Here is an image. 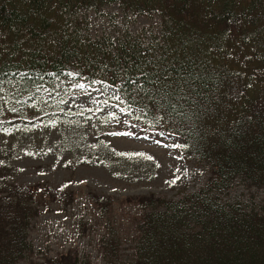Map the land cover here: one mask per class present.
Listing matches in <instances>:
<instances>
[{"label": "trees", "instance_id": "trees-1", "mask_svg": "<svg viewBox=\"0 0 264 264\" xmlns=\"http://www.w3.org/2000/svg\"><path fill=\"white\" fill-rule=\"evenodd\" d=\"M111 3L135 18L158 16L161 37L150 46L80 35L78 11ZM69 71L76 82L112 85L146 125L179 134L182 151L211 166L205 186L176 200L122 199L139 207L135 255L119 259L108 224L98 241L105 264H264V215L210 193L235 177L264 188V0H0V81L25 95ZM36 105L30 100L27 112L44 114ZM73 198L46 182L2 185L0 264H18L29 250L27 231L41 210ZM77 258L65 251L29 264H92Z\"/></svg>", "mask_w": 264, "mask_h": 264}, {"label": "rangeland", "instance_id": "rangeland-1", "mask_svg": "<svg viewBox=\"0 0 264 264\" xmlns=\"http://www.w3.org/2000/svg\"><path fill=\"white\" fill-rule=\"evenodd\" d=\"M77 17L84 23L79 34L91 39L129 37L151 46L162 34L158 16L135 18L114 3L78 11ZM73 78L69 71L55 85L25 95L12 80L0 81V187L46 182L53 192H74L71 203L53 202L31 221L29 250L18 264L65 251L105 264L98 241L108 224L120 240L119 259L130 261L137 246L131 217L139 207L121 200L150 193L176 200L212 177L209 163L182 151L179 134L146 125L106 81L88 84ZM30 100L44 114H29L25 105ZM210 193L226 207L264 215V188L239 177L227 188L215 184ZM108 200L111 205L104 208Z\"/></svg>", "mask_w": 264, "mask_h": 264}]
</instances>
